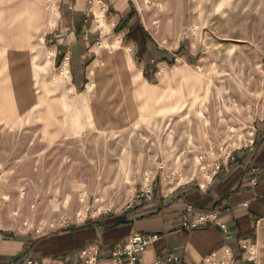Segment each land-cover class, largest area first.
Listing matches in <instances>:
<instances>
[{
  "label": "rangeland",
  "instance_id": "rangeland-1",
  "mask_svg": "<svg viewBox=\"0 0 264 264\" xmlns=\"http://www.w3.org/2000/svg\"><path fill=\"white\" fill-rule=\"evenodd\" d=\"M50 1L41 34L37 13L26 28L17 13L0 12L5 231L37 238L125 211L145 178L154 194L156 185L204 184L201 156L209 163L212 148L244 147L253 132L256 139L264 122V0H131L170 59L153 78L142 76L146 61L96 7L94 54L78 86L57 60L63 17ZM256 255L264 264V252Z\"/></svg>",
  "mask_w": 264,
  "mask_h": 264
},
{
  "label": "crops",
  "instance_id": "crops-1",
  "mask_svg": "<svg viewBox=\"0 0 264 264\" xmlns=\"http://www.w3.org/2000/svg\"><path fill=\"white\" fill-rule=\"evenodd\" d=\"M53 1L63 17L58 24L62 40L57 42V60L70 67L78 86L94 54L96 35L91 29L92 21L87 25L83 22L89 0ZM103 1L112 28L122 31L124 42L139 61H146L142 76L158 77L159 65H168L170 59L144 29L134 3ZM48 3L51 1L0 0V12L13 16L17 13L26 28L31 27L32 14L37 13L34 20L41 34L42 12ZM8 25L1 24L2 32ZM11 34L13 31L9 30L6 36ZM156 188L151 203H139L131 209L42 237H16L10 231L0 232V263L23 264L32 259L83 264L81 251L95 247L100 252V264H115L112 251L125 245L132 234H156L159 240L149 246L141 264H155L157 257L165 260L170 255L178 256L180 264H257V255L251 251L259 248L264 252V122L258 125L254 150L237 152L235 161L224 165L205 188L198 184L174 190L167 187L158 190L157 185ZM188 207L192 208L191 213L187 212ZM209 213H216L218 221L197 229L186 227V220L192 222L196 215Z\"/></svg>",
  "mask_w": 264,
  "mask_h": 264
},
{
  "label": "built area",
  "instance_id": "built-area-1",
  "mask_svg": "<svg viewBox=\"0 0 264 264\" xmlns=\"http://www.w3.org/2000/svg\"><path fill=\"white\" fill-rule=\"evenodd\" d=\"M89 9L84 14V24L87 25L94 18H96V7H100L102 15L104 18L107 16L106 6L103 0H89L88 3ZM250 140L244 147H238L232 151H216L215 149H211L209 151V156L211 161L206 163V159L204 156H201L199 159V163L204 165L201 166V172H203L204 176V184H198L201 188H205L207 185L213 182V180L220 174L224 165L229 164L235 161V154L240 151L250 150L253 151L256 145L255 132L249 135ZM154 181L145 178L143 188L137 195L134 197L130 207L131 209L134 205L139 203H151L154 200ZM253 183L256 185L257 179L253 180ZM187 212L191 213L192 208L188 207ZM218 221V215L216 213L209 214H198L192 222L186 220V227L191 229H197L199 227L207 226L211 223H215ZM64 222H67L65 219ZM51 228H55L54 225ZM224 228V226H223ZM2 225L0 224V232H4ZM159 240V236L156 234H132L127 243L123 246H120L114 249L111 253V259L115 264H141V258L144 253L147 251L150 245ZM256 251L252 250L251 254L254 255ZM81 259L83 260V264H100V252L95 247H88L81 251ZM1 264V263H0ZM23 264H62L58 261L53 262H37L32 259H28L23 262ZM155 264H180V258L176 255H170L167 259H162L161 257L156 258Z\"/></svg>",
  "mask_w": 264,
  "mask_h": 264
},
{
  "label": "bare ground",
  "instance_id": "bare-ground-1",
  "mask_svg": "<svg viewBox=\"0 0 264 264\" xmlns=\"http://www.w3.org/2000/svg\"><path fill=\"white\" fill-rule=\"evenodd\" d=\"M103 17V16H102ZM107 25V24H106ZM108 26V25H107ZM109 27V26H108ZM93 71H96V73L98 74V71H97V69H95V70H93Z\"/></svg>",
  "mask_w": 264,
  "mask_h": 264
}]
</instances>
